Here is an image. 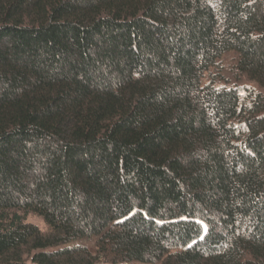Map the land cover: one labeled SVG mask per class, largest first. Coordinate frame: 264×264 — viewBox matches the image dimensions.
<instances>
[{
    "label": "trees",
    "instance_id": "16d2710c",
    "mask_svg": "<svg viewBox=\"0 0 264 264\" xmlns=\"http://www.w3.org/2000/svg\"><path fill=\"white\" fill-rule=\"evenodd\" d=\"M102 262L264 264V0H0V264Z\"/></svg>",
    "mask_w": 264,
    "mask_h": 264
},
{
    "label": "rangeland",
    "instance_id": "374dc122",
    "mask_svg": "<svg viewBox=\"0 0 264 264\" xmlns=\"http://www.w3.org/2000/svg\"><path fill=\"white\" fill-rule=\"evenodd\" d=\"M29 220L32 221V222H34V223H36V224H38L40 227H43L42 226V222L38 218H30ZM94 242H95V238H93L91 240L76 241V242L71 243V245L72 244H81V245H86V246L92 248L93 245H94ZM99 264H108V263L102 262V263H99Z\"/></svg>",
    "mask_w": 264,
    "mask_h": 264
}]
</instances>
